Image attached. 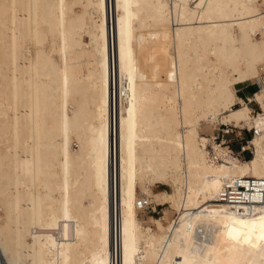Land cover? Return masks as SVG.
Returning a JSON list of instances; mask_svg holds the SVG:
<instances>
[{"label":"bare ground","instance_id":"1","mask_svg":"<svg viewBox=\"0 0 264 264\" xmlns=\"http://www.w3.org/2000/svg\"><path fill=\"white\" fill-rule=\"evenodd\" d=\"M218 123L257 128L251 157ZM244 176L264 0H0V264H264V201H218ZM139 191L177 217L146 223Z\"/></svg>","mask_w":264,"mask_h":264},{"label":"rangeland","instance_id":"2","mask_svg":"<svg viewBox=\"0 0 264 264\" xmlns=\"http://www.w3.org/2000/svg\"><path fill=\"white\" fill-rule=\"evenodd\" d=\"M249 86V88L246 90V92H251L254 89H258V85L256 83H252L251 81H248L245 83ZM250 106L255 109V111H259L258 105L253 101L250 103ZM201 133L202 135H207L209 133V130L205 128L204 126L201 127ZM216 128V129H215ZM213 130L214 137L218 136V139L216 142L221 143L222 140L225 141V146H228L231 150L233 149L235 153H239L238 156L240 159H248L252 155V146L250 144L251 135L252 132L248 131L246 128L241 127H234L232 125H222L217 124V126ZM222 129H229L232 130L229 134L226 136H221V130ZM170 188V189H169ZM154 191H169L172 192V187L169 185H166L164 183H157V185L153 188ZM139 198L143 199L140 202L142 203L139 207L138 215L140 218H142L146 223L148 222L149 217L158 218L164 214V211L168 210L169 214L166 216L171 219H175L177 216V213L174 209L170 208L169 203L165 200H161L157 202L155 201V197H150V201L145 203L144 199L146 198V195L139 191ZM144 201V202H143ZM162 201V203H161ZM144 204V206H143ZM0 215H2V211L0 210ZM173 217V218H172Z\"/></svg>","mask_w":264,"mask_h":264},{"label":"built area","instance_id":"3","mask_svg":"<svg viewBox=\"0 0 264 264\" xmlns=\"http://www.w3.org/2000/svg\"><path fill=\"white\" fill-rule=\"evenodd\" d=\"M248 131L255 134L257 133V128H252ZM230 132H232V130L222 129L221 136H226ZM214 139L217 140L218 136ZM239 153L240 151L235 153L233 149L231 151V154L239 155ZM213 159L215 161L222 160L221 157L216 156H214ZM218 201L229 204L237 212H243L246 206L250 208L254 205L262 204L264 201V178L244 176L226 180L219 191ZM141 204L140 202V205Z\"/></svg>","mask_w":264,"mask_h":264},{"label":"crops","instance_id":"4","mask_svg":"<svg viewBox=\"0 0 264 264\" xmlns=\"http://www.w3.org/2000/svg\"><path fill=\"white\" fill-rule=\"evenodd\" d=\"M244 83L238 84L236 86V91L238 92L237 94L242 97L243 99L247 100L249 98V96H251L253 94V92H255L257 89L252 90L251 92H246V90L249 88L248 85ZM250 102V101H248Z\"/></svg>","mask_w":264,"mask_h":264},{"label":"snow or ice","instance_id":"5","mask_svg":"<svg viewBox=\"0 0 264 264\" xmlns=\"http://www.w3.org/2000/svg\"><path fill=\"white\" fill-rule=\"evenodd\" d=\"M262 239H264V237H261Z\"/></svg>","mask_w":264,"mask_h":264}]
</instances>
